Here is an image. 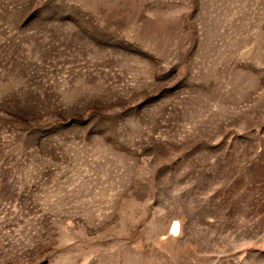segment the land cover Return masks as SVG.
<instances>
[{"label":"rangeland","instance_id":"rangeland-1","mask_svg":"<svg viewBox=\"0 0 264 264\" xmlns=\"http://www.w3.org/2000/svg\"><path fill=\"white\" fill-rule=\"evenodd\" d=\"M0 264H264V0H0Z\"/></svg>","mask_w":264,"mask_h":264},{"label":"bare ground","instance_id":"bare-ground-1","mask_svg":"<svg viewBox=\"0 0 264 264\" xmlns=\"http://www.w3.org/2000/svg\"><path fill=\"white\" fill-rule=\"evenodd\" d=\"M178 230V223L174 222L173 226H172V231L176 232Z\"/></svg>","mask_w":264,"mask_h":264}]
</instances>
